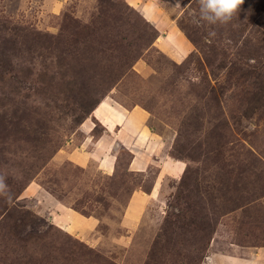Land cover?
<instances>
[{
	"label": "rangeland",
	"instance_id": "rangeland-1",
	"mask_svg": "<svg viewBox=\"0 0 264 264\" xmlns=\"http://www.w3.org/2000/svg\"><path fill=\"white\" fill-rule=\"evenodd\" d=\"M147 12L192 51L178 61L156 48ZM107 97L149 113L167 156L188 168L190 202L176 201L182 173L124 218L156 166L127 171L119 146L111 176L77 164L78 127ZM0 175L11 193L0 197V264H202L264 248V0L211 26L197 0H0ZM58 204L98 227L58 228ZM202 216L206 250L192 235Z\"/></svg>",
	"mask_w": 264,
	"mask_h": 264
},
{
	"label": "crops",
	"instance_id": "crops-1",
	"mask_svg": "<svg viewBox=\"0 0 264 264\" xmlns=\"http://www.w3.org/2000/svg\"><path fill=\"white\" fill-rule=\"evenodd\" d=\"M146 17L160 34L155 46L162 53L179 61L192 51V47L182 37L174 22L155 20L156 16L149 15L148 12ZM107 98L103 99L106 102L100 114L96 115L99 110L97 109L95 115L91 114L89 121L85 120L78 127V132L83 135L78 147L83 152L76 158V162L78 165L86 166L93 161L103 175L111 176L116 169V148L119 146L131 156L127 171L146 174L152 165L156 166L157 172L150 192L147 194L143 191L132 192L124 213L126 218L134 211H143L146 202L155 201L157 191L164 186V179L178 180L184 166L182 162L167 156L169 147H166L163 138L151 131L148 112L138 106L125 108L113 98ZM97 126L101 128V132L96 136L93 131ZM49 219L58 228L80 236L91 233L100 223L96 218L81 216L62 204L55 207ZM202 264H264V248L252 250L243 256L211 252L206 262Z\"/></svg>",
	"mask_w": 264,
	"mask_h": 264
},
{
	"label": "clouds",
	"instance_id": "clouds-1",
	"mask_svg": "<svg viewBox=\"0 0 264 264\" xmlns=\"http://www.w3.org/2000/svg\"><path fill=\"white\" fill-rule=\"evenodd\" d=\"M243 0H197L198 17L206 25L227 24ZM0 197L11 199L6 178L0 175Z\"/></svg>",
	"mask_w": 264,
	"mask_h": 264
},
{
	"label": "trees",
	"instance_id": "trees-1",
	"mask_svg": "<svg viewBox=\"0 0 264 264\" xmlns=\"http://www.w3.org/2000/svg\"><path fill=\"white\" fill-rule=\"evenodd\" d=\"M99 102L96 103V106L98 105ZM96 106L94 108H96ZM92 111H94V110H92ZM187 171H188V168L186 167L185 170H184V172H183V176H182V178L180 180V190L178 189L179 192H178L177 197H176V201L177 202H179L180 200H185V201H188V202L191 201V194H190V192L192 194H193V192L191 190L190 191L188 190L189 183L187 182V177H186ZM222 188H223V186H222ZM181 189H183V190L181 191ZM225 189L227 191L230 190L228 188H225ZM217 190L218 191H221V188L220 189L217 188ZM232 191L234 193H236L237 192V189L234 188V189H232ZM180 192H182V193L183 192H186V193L184 195H181V194H179ZM199 218H200V223L199 222L198 223H195L197 225V228L194 230V233L192 235L194 237V240H196V242H197V245L196 246H198V249L199 250L200 249L201 250H206V247H207L206 245L208 244V236L210 238V232L212 233V231L210 230V226H209L208 222L205 221L207 219L204 216L199 217ZM204 218H205V220H204ZM191 224H194V223H191ZM182 228H186V227L185 226H182ZM201 260H202V258L199 257V262Z\"/></svg>",
	"mask_w": 264,
	"mask_h": 264
},
{
	"label": "bare ground",
	"instance_id": "bare-ground-1",
	"mask_svg": "<svg viewBox=\"0 0 264 264\" xmlns=\"http://www.w3.org/2000/svg\"><path fill=\"white\" fill-rule=\"evenodd\" d=\"M98 114V111L96 112V115Z\"/></svg>",
	"mask_w": 264,
	"mask_h": 264
}]
</instances>
